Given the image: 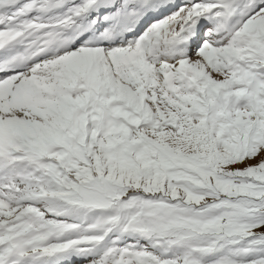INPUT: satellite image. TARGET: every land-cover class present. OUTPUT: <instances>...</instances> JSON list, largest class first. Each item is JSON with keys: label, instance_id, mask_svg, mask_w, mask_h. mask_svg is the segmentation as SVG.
I'll return each mask as SVG.
<instances>
[{"label": "snow or ice", "instance_id": "6c2138e0", "mask_svg": "<svg viewBox=\"0 0 264 264\" xmlns=\"http://www.w3.org/2000/svg\"><path fill=\"white\" fill-rule=\"evenodd\" d=\"M0 264H264V0H0Z\"/></svg>", "mask_w": 264, "mask_h": 264}]
</instances>
